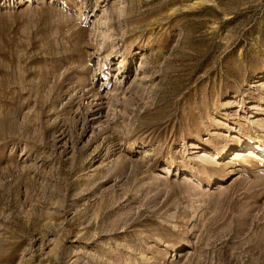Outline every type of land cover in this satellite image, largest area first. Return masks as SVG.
<instances>
[{
	"label": "rangeland",
	"instance_id": "obj_1",
	"mask_svg": "<svg viewBox=\"0 0 264 264\" xmlns=\"http://www.w3.org/2000/svg\"><path fill=\"white\" fill-rule=\"evenodd\" d=\"M0 264H264V0H0Z\"/></svg>",
	"mask_w": 264,
	"mask_h": 264
},
{
	"label": "bare ground",
	"instance_id": "obj_2",
	"mask_svg": "<svg viewBox=\"0 0 264 264\" xmlns=\"http://www.w3.org/2000/svg\"><path fill=\"white\" fill-rule=\"evenodd\" d=\"M125 60H126L125 58H122V59H121V61H120V66H123V65H124L123 63L125 62ZM141 60H142V59H141ZM120 66H119V68H120ZM252 145H253V144H252ZM252 145L250 146V148H253ZM236 155H237V156L240 155V152H237Z\"/></svg>",
	"mask_w": 264,
	"mask_h": 264
}]
</instances>
